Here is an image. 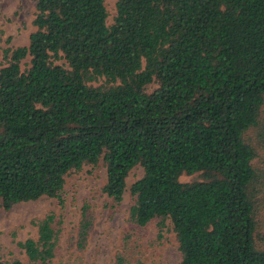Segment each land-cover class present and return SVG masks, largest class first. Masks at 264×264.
Instances as JSON below:
<instances>
[{"label": "trees", "instance_id": "16d2710c", "mask_svg": "<svg viewBox=\"0 0 264 264\" xmlns=\"http://www.w3.org/2000/svg\"><path fill=\"white\" fill-rule=\"evenodd\" d=\"M115 9L109 24L105 0H36L29 44L4 49L0 207L46 196L63 208L67 176L100 160L119 205L141 166L129 220H159L181 264H264V0ZM33 223L38 237L19 246L28 264H51L62 217ZM92 225L85 206L80 251ZM114 264H129L127 252Z\"/></svg>", "mask_w": 264, "mask_h": 264}, {"label": "rangeland", "instance_id": "374dc122", "mask_svg": "<svg viewBox=\"0 0 264 264\" xmlns=\"http://www.w3.org/2000/svg\"><path fill=\"white\" fill-rule=\"evenodd\" d=\"M109 10V24L116 15V0H105ZM36 0H0V67L5 63L4 49L27 46L30 35L36 30ZM104 79L94 82L102 84ZM157 83L147 86L152 92ZM143 175V168L136 166L127 179L123 201L113 205L104 193L106 168L103 160L97 165H88L76 174L68 175L64 186V207L56 198L42 197L36 201L21 202L11 209L0 207V259L6 262L29 260L19 242L38 237V228L33 223L54 212L62 217V232L55 257L51 264H114L119 251H125L129 264H181L178 243L172 232L158 239L159 220L144 228L135 227L129 220V211L134 203L131 185ZM193 176H182V182ZM88 208L93 218L85 250L77 248V232L82 210ZM264 231V224L261 225Z\"/></svg>", "mask_w": 264, "mask_h": 264}]
</instances>
